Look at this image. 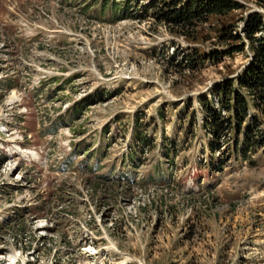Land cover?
<instances>
[{
    "label": "rangeland",
    "instance_id": "obj_1",
    "mask_svg": "<svg viewBox=\"0 0 264 264\" xmlns=\"http://www.w3.org/2000/svg\"><path fill=\"white\" fill-rule=\"evenodd\" d=\"M183 1L0 0V264H264V116L201 123L264 10L179 26Z\"/></svg>",
    "mask_w": 264,
    "mask_h": 264
},
{
    "label": "trees",
    "instance_id": "obj_2",
    "mask_svg": "<svg viewBox=\"0 0 264 264\" xmlns=\"http://www.w3.org/2000/svg\"><path fill=\"white\" fill-rule=\"evenodd\" d=\"M254 2L264 10V0H254ZM172 7L170 17L167 19L173 21L175 25H184L185 22L189 20H203L205 17L210 15H221L225 14L231 10H237L240 8V3L236 0H185L180 6ZM122 14V10H120ZM247 22V30L245 37L250 40V49L252 58L250 62L241 69L239 78L237 80L238 89L244 90V93H240L238 90L231 89L230 86H226L227 83L224 82L223 85L216 87L214 94L217 97V103L220 108L224 111V116H221L220 111L217 110V107H211L209 104L207 108L203 111L202 124L203 127L207 130H210L212 137L216 135L219 137L227 129L230 123L235 124L237 129H240V125L243 123L242 120L246 117L247 109L250 105L254 108H259L261 114L264 116V33H261V20L260 15L257 13L252 14ZM224 27V26H223ZM226 28L222 31L221 35L228 36L229 32ZM260 33L259 35H254ZM10 84L2 86L3 89L8 90ZM217 92V94H216ZM247 100L249 102H247ZM82 101V100H81ZM76 102L73 107L68 111L73 118L77 117L80 114L81 106L83 102ZM249 103V104H248ZM264 121V118H262ZM243 133L245 136H241L239 141L238 137L234 146H238L239 149H242L243 158H246L245 149L248 148V145L253 143L249 142V137L247 133L252 131L250 126H247ZM135 138L142 139L138 134L134 135ZM134 137H132L133 142H137ZM212 138L210 137V140ZM216 141H210L208 143L209 147H212V143ZM252 143V144H251ZM253 149V148H248ZM247 149V150H248ZM132 151L133 157L131 161L136 162L140 161L139 158L135 155V149L132 146L130 148ZM217 163V158H213L208 163L213 164ZM100 177V176H99ZM97 185H91V189L94 190ZM35 210V209H34ZM36 211V210H35Z\"/></svg>",
    "mask_w": 264,
    "mask_h": 264
},
{
    "label": "bare ground",
    "instance_id": "obj_3",
    "mask_svg": "<svg viewBox=\"0 0 264 264\" xmlns=\"http://www.w3.org/2000/svg\"><path fill=\"white\" fill-rule=\"evenodd\" d=\"M21 150L22 149L20 147H18L17 152L20 154L22 152Z\"/></svg>",
    "mask_w": 264,
    "mask_h": 264
}]
</instances>
